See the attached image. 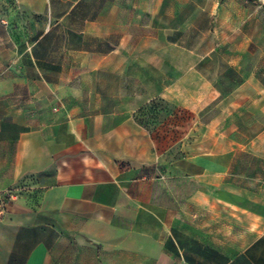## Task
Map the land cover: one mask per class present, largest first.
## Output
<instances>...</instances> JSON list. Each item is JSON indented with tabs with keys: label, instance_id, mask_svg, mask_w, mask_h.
Masks as SVG:
<instances>
[{
	"label": "crops",
	"instance_id": "0c3cea01",
	"mask_svg": "<svg viewBox=\"0 0 264 264\" xmlns=\"http://www.w3.org/2000/svg\"><path fill=\"white\" fill-rule=\"evenodd\" d=\"M262 47L264 0H0V264H264Z\"/></svg>",
	"mask_w": 264,
	"mask_h": 264
},
{
	"label": "rangeland",
	"instance_id": "374dc122",
	"mask_svg": "<svg viewBox=\"0 0 264 264\" xmlns=\"http://www.w3.org/2000/svg\"><path fill=\"white\" fill-rule=\"evenodd\" d=\"M254 16H257V17H262V13L260 12V11H257V10H249L248 9V17H254ZM257 48L256 47H251L250 48V50H251V52H256L255 50H256ZM260 52H262V53H264V48L262 47V51L261 50H257V54H259ZM251 65H252V63H251ZM250 64H248V68H250V66H251ZM263 66H264V63H263Z\"/></svg>",
	"mask_w": 264,
	"mask_h": 264
},
{
	"label": "trees",
	"instance_id": "16d2710c",
	"mask_svg": "<svg viewBox=\"0 0 264 264\" xmlns=\"http://www.w3.org/2000/svg\"><path fill=\"white\" fill-rule=\"evenodd\" d=\"M160 105L163 106L164 108L166 107V105H165L164 103H160ZM152 107H153V106H152ZM152 107L148 108V110H144V111L142 110V111H141L142 116H145V115L150 114V113L153 111V108H152ZM138 120H139L142 124H144L146 127L149 128V126H148L147 123H146L147 120H145V119H143V118H141V117H139V116H138Z\"/></svg>",
	"mask_w": 264,
	"mask_h": 264
},
{
	"label": "built area",
	"instance_id": "2783aa9c",
	"mask_svg": "<svg viewBox=\"0 0 264 264\" xmlns=\"http://www.w3.org/2000/svg\"><path fill=\"white\" fill-rule=\"evenodd\" d=\"M8 196L11 197V198H14L15 194L14 193H8Z\"/></svg>",
	"mask_w": 264,
	"mask_h": 264
}]
</instances>
